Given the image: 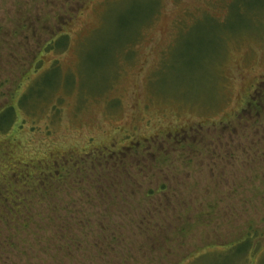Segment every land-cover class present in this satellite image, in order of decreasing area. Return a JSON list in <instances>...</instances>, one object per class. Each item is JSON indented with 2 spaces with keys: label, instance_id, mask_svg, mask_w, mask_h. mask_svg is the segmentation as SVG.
<instances>
[{
  "label": "rangeland",
  "instance_id": "rangeland-1",
  "mask_svg": "<svg viewBox=\"0 0 264 264\" xmlns=\"http://www.w3.org/2000/svg\"><path fill=\"white\" fill-rule=\"evenodd\" d=\"M262 82L264 0H0V264H258Z\"/></svg>",
  "mask_w": 264,
  "mask_h": 264
},
{
  "label": "flooded vegetation",
  "instance_id": "flooded-vegetation-1",
  "mask_svg": "<svg viewBox=\"0 0 264 264\" xmlns=\"http://www.w3.org/2000/svg\"><path fill=\"white\" fill-rule=\"evenodd\" d=\"M262 85H264V82H262ZM256 122L258 123V120ZM125 138L121 139L120 143H118V141H116V143L121 147V144H123L125 142ZM140 144H141L140 140L136 141V143H133V142L130 141L128 146H122V148H125V150H127V151L128 150L129 151L130 150H135L136 151V148L141 147ZM135 151H133V152H135ZM83 162L85 163L86 161H83ZM36 168L37 167H35V166L26 164V169H25L26 172L24 173V176L22 178L27 180L28 178L29 179H33L34 177H36V175L34 174V172H38V171H35ZM40 168H41V170H43L42 172L44 173V175H46L48 177L44 176L42 178V182H39L38 185H37V183L35 184L32 181L27 183V185H31V190L33 192H36L35 194H37V193L39 194L41 192L42 195H44V196L46 195L47 198H49V200H51V203H52L53 202L52 194L55 193V188L53 186H51L50 184H51L52 181L61 182L63 180V177H64L65 174H61L60 170L53 169V167H51V163H46L43 167L40 166ZM39 171H40V169H39ZM52 189H54V190H52ZM24 208L28 209V206H24ZM29 219L30 218H28L27 221H29Z\"/></svg>",
  "mask_w": 264,
  "mask_h": 264
},
{
  "label": "trees",
  "instance_id": "trees-1",
  "mask_svg": "<svg viewBox=\"0 0 264 264\" xmlns=\"http://www.w3.org/2000/svg\"><path fill=\"white\" fill-rule=\"evenodd\" d=\"M61 40L66 41L65 39H61ZM53 41H49V42L46 43V45L43 48L45 52L50 51L51 50L50 48L55 49L57 42H55L56 43L55 47H53L51 45V43L53 44ZM13 117H16V111L14 110V108L6 107L5 109L1 110V113H0V131L5 130L7 127L11 128V126L13 125V122H14ZM3 124H5V125H3ZM149 193H150V195H153V192H149ZM258 235L259 234L256 231L251 232V233L248 232L246 234L245 238H243L242 240L234 243V245H232L230 247H226V249H224L223 252H221V253L228 255L229 252L232 253V251L235 250V248H237L238 255L236 256L237 257L236 261H239L241 258H243V256L245 257V254L249 251V249L251 247V243H252L253 239L257 238ZM260 238H261V236L259 237V240H260ZM258 244H259V242L257 243V245ZM263 252H264V249H263ZM262 256L263 257H262V259L260 260L259 263L264 264V253H263ZM231 257H233V254H231ZM233 258H235V257H233Z\"/></svg>",
  "mask_w": 264,
  "mask_h": 264
}]
</instances>
